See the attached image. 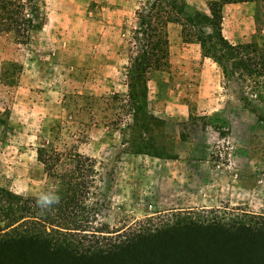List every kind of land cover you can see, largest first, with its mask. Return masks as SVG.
Segmentation results:
<instances>
[{
  "label": "rangeland",
  "instance_id": "obj_1",
  "mask_svg": "<svg viewBox=\"0 0 264 264\" xmlns=\"http://www.w3.org/2000/svg\"><path fill=\"white\" fill-rule=\"evenodd\" d=\"M38 1L44 19L26 42L0 36V187L22 196L52 191L57 180L37 148L76 150L94 164L85 205L95 229L144 236L116 257L80 264H151L140 259L150 246L155 264H191L184 245L205 233L194 224L264 213V76L235 69L226 79L168 23L169 66L149 74L132 119L127 64L145 0ZM186 1L207 11L210 0ZM255 9L222 6L227 40L249 42ZM174 223L191 229L156 246L155 232ZM52 256L43 264H66Z\"/></svg>",
  "mask_w": 264,
  "mask_h": 264
},
{
  "label": "trees",
  "instance_id": "obj_2",
  "mask_svg": "<svg viewBox=\"0 0 264 264\" xmlns=\"http://www.w3.org/2000/svg\"><path fill=\"white\" fill-rule=\"evenodd\" d=\"M232 2L256 4L255 29L249 42L231 43L222 34L221 9ZM40 5L38 0H0V36L11 33L15 41L26 42L29 31L39 29L44 19ZM206 9L198 10L186 0L140 3L131 31L130 43L135 51L128 56L127 64L125 100L132 109V119L143 105L149 74L169 66L168 23H178L182 37L198 43L201 55L212 59L226 79L235 69L253 77L264 76V0H210ZM198 26L209 28L207 37ZM37 159L47 175L57 180L56 189L41 195L57 196L58 203L41 210L37 206L41 195L22 196L0 187V264H43L51 255L63 258L66 264H80L87 258L116 257L143 239L140 233L119 232L111 237L103 235L111 231L95 229L94 215L85 205L94 180L91 157L76 150L40 147ZM193 228L205 233L184 245V253L190 254L185 256L189 263L264 264V213L240 215L228 221L211 219ZM187 229H191L188 223L160 227L155 232L159 239L156 246H167L164 243H171L173 236ZM156 248L143 250L140 259L155 264L150 256H155Z\"/></svg>",
  "mask_w": 264,
  "mask_h": 264
},
{
  "label": "clouds",
  "instance_id": "obj_3",
  "mask_svg": "<svg viewBox=\"0 0 264 264\" xmlns=\"http://www.w3.org/2000/svg\"><path fill=\"white\" fill-rule=\"evenodd\" d=\"M59 198L57 196L41 195L37 200V206L41 210H45L51 207V205L58 203Z\"/></svg>",
  "mask_w": 264,
  "mask_h": 264
},
{
  "label": "crops",
  "instance_id": "obj_4",
  "mask_svg": "<svg viewBox=\"0 0 264 264\" xmlns=\"http://www.w3.org/2000/svg\"><path fill=\"white\" fill-rule=\"evenodd\" d=\"M225 5V4H224Z\"/></svg>",
  "mask_w": 264,
  "mask_h": 264
}]
</instances>
